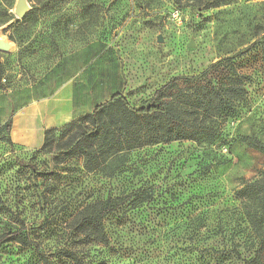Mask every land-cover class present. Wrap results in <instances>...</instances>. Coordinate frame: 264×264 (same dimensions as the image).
Returning a JSON list of instances; mask_svg holds the SVG:
<instances>
[{
	"label": "rangeland",
	"instance_id": "374dc122",
	"mask_svg": "<svg viewBox=\"0 0 264 264\" xmlns=\"http://www.w3.org/2000/svg\"><path fill=\"white\" fill-rule=\"evenodd\" d=\"M17 1L0 0V40L10 46L0 48V123L9 89L59 79L64 60L68 74L84 70L76 80L89 81L94 102L121 92L139 109L171 78L229 55L246 92L238 116L207 122L216 138L133 147L96 170L81 156L58 163L44 142L11 145L0 124V236H26L0 244V264H78L66 250L85 264H264V224L255 231L238 194L264 174V151L245 137L264 143V0H28L23 18ZM139 191L151 201L119 204ZM108 197L119 205L103 219L102 243L76 217L96 214Z\"/></svg>",
	"mask_w": 264,
	"mask_h": 264
},
{
	"label": "trees",
	"instance_id": "16d2710c",
	"mask_svg": "<svg viewBox=\"0 0 264 264\" xmlns=\"http://www.w3.org/2000/svg\"><path fill=\"white\" fill-rule=\"evenodd\" d=\"M236 1L203 0L202 3L204 7H218ZM233 58L230 55L224 56L197 74L171 78L157 89L146 106L139 109L131 107L126 97L121 92H116L110 100L97 105L92 112L63 126L57 137L56 129L46 130L41 149L55 154L58 163L72 156H81L88 169L96 170L105 162L116 161L119 154L122 156L126 149L133 147L184 138L197 140L206 135L216 138L215 131H205L207 122L211 120L219 123L228 117L238 116L240 100L246 92L243 78L232 62ZM181 80L185 87L180 86ZM176 89L178 93L173 92ZM12 124V117L2 123L4 141L11 145L15 144L11 138ZM245 137L251 147L264 151L261 139L250 135ZM30 166L35 169L34 165ZM115 171L116 169L110 175H114ZM238 194L247 199L246 214L255 231H260L262 223L264 224V174L259 180L245 183ZM131 196H135L139 203L152 199L151 193L139 191L120 198L119 204L126 203ZM113 201L108 197L102 207H98L96 214L76 217L77 229L88 232L102 243L107 242L108 234L104 229L103 219L107 212L119 205L117 202L112 204ZM85 212L86 210L83 211ZM23 231L24 229H19L3 233L0 244L11 240L23 242L26 238ZM64 252L76 263L85 264L76 251ZM247 263L250 264L251 261Z\"/></svg>",
	"mask_w": 264,
	"mask_h": 264
},
{
	"label": "crops",
	"instance_id": "0c3cea01",
	"mask_svg": "<svg viewBox=\"0 0 264 264\" xmlns=\"http://www.w3.org/2000/svg\"><path fill=\"white\" fill-rule=\"evenodd\" d=\"M87 52L88 49L83 48L77 53L83 57ZM60 66L63 70L59 79L50 73L38 81L30 79L21 88L9 89L6 93L10 97L4 103L6 119L1 121L4 123L12 117L11 138L17 146L38 148L44 142L46 130L65 126L71 120L92 112L103 101L99 100V93L98 101L94 102L89 81L86 83L85 78L77 82V77L84 70L68 74L65 60Z\"/></svg>",
	"mask_w": 264,
	"mask_h": 264
},
{
	"label": "water",
	"instance_id": "95a60500",
	"mask_svg": "<svg viewBox=\"0 0 264 264\" xmlns=\"http://www.w3.org/2000/svg\"><path fill=\"white\" fill-rule=\"evenodd\" d=\"M30 10V5L28 0H18L14 9V13L19 17L23 18L27 11ZM163 40L162 36L158 37V42H161ZM0 48L3 50L10 49L9 43L3 42L0 40Z\"/></svg>",
	"mask_w": 264,
	"mask_h": 264
},
{
	"label": "built area",
	"instance_id": "2783aa9c",
	"mask_svg": "<svg viewBox=\"0 0 264 264\" xmlns=\"http://www.w3.org/2000/svg\"><path fill=\"white\" fill-rule=\"evenodd\" d=\"M174 18H181V11L180 10H176V12H174L173 14Z\"/></svg>",
	"mask_w": 264,
	"mask_h": 264
}]
</instances>
